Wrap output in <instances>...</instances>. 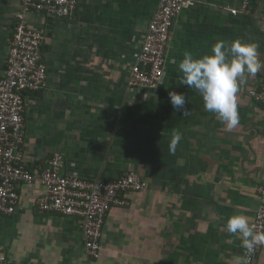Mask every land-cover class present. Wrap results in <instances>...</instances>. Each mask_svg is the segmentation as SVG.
<instances>
[{
	"label": "crops",
	"instance_id": "1",
	"mask_svg": "<svg viewBox=\"0 0 264 264\" xmlns=\"http://www.w3.org/2000/svg\"><path fill=\"white\" fill-rule=\"evenodd\" d=\"M174 18L165 68L156 86L131 91L129 66L158 0H77L73 14L47 17L27 11L28 23L44 32L41 46L47 81L25 91L24 161L39 172L54 152L62 172L86 179H113L135 171L147 186L127 192L128 204L105 217L101 251L84 250L79 219L39 211L38 180L17 185L19 203L0 214V254L9 264H238L241 239L227 233L231 215L251 223L264 178V106L248 91L237 97L239 123L225 131L205 111L200 94L180 85L178 63L199 58L219 40L258 46L264 62V0H252L253 15L231 14L240 0H192ZM21 0H0V77L4 73L15 14ZM187 97V112L173 109L169 92ZM182 139L171 151L174 132ZM264 233V231L262 232ZM254 264H264V246Z\"/></svg>",
	"mask_w": 264,
	"mask_h": 264
},
{
	"label": "built area",
	"instance_id": "2",
	"mask_svg": "<svg viewBox=\"0 0 264 264\" xmlns=\"http://www.w3.org/2000/svg\"><path fill=\"white\" fill-rule=\"evenodd\" d=\"M192 0H158L135 60L129 66V90L154 87L161 80L170 30L175 16L193 4ZM77 0H21V10L14 17L6 66L0 77V214H11L19 203L18 183L38 180L43 192L36 198L39 211L71 215L79 219L87 256L97 259L101 251V235L108 211L113 206L128 204L127 192L141 191L145 179L135 171H127L113 179H86L62 172L63 157L54 152L39 172H33L24 161L21 144L24 141L25 91H38L47 81L46 65L41 46L44 32L26 20L27 11H38L47 17L64 18L75 11ZM231 14L253 15L252 0H240ZM264 22V7L257 15ZM248 94L264 106V78ZM258 205L251 224L264 231V178L257 186ZM259 246L244 256L254 264ZM0 264H9L0 254Z\"/></svg>",
	"mask_w": 264,
	"mask_h": 264
},
{
	"label": "clouds",
	"instance_id": "3",
	"mask_svg": "<svg viewBox=\"0 0 264 264\" xmlns=\"http://www.w3.org/2000/svg\"><path fill=\"white\" fill-rule=\"evenodd\" d=\"M264 62L259 59L258 46L255 43L235 39L231 42L219 40L211 47L209 54L194 58L191 52H185L178 63L179 83L196 90L203 100L205 111L214 114L224 126L232 131L238 126L239 112L237 97L248 78L254 77ZM170 103L174 110L187 112V97L183 93L169 92ZM182 139L180 132L173 133L171 151ZM224 228L227 233L241 239L245 256L253 253L255 247L264 246V233L258 232L249 218L242 214L228 217ZM238 264H247L242 258Z\"/></svg>",
	"mask_w": 264,
	"mask_h": 264
}]
</instances>
